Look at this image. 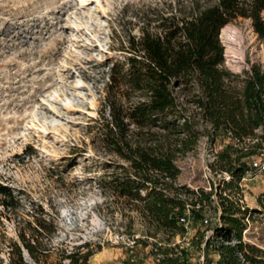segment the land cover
<instances>
[{"label":"rangeland","instance_id":"374dc122","mask_svg":"<svg viewBox=\"0 0 264 264\" xmlns=\"http://www.w3.org/2000/svg\"><path fill=\"white\" fill-rule=\"evenodd\" d=\"M216 1L0 0V183L20 197L16 210L0 205V264L10 261L19 228L31 235L27 222L36 226L33 215L54 227L50 240L46 233L40 237L55 247L51 263L68 248L90 251L88 264H219L216 245L221 239L213 238L211 245L206 240L222 225L217 195L221 190L249 209L243 240L264 250V207L258 202L264 193L261 129L253 140L240 141L227 130H220L213 140L211 126L194 116L186 103L187 115L199 120L193 128L200 136L192 150L177 154L181 173L176 184L184 186L180 197L190 204L205 197L202 190L214 194L212 202L196 206L203 205L202 218L188 206L180 216L187 219L182 231L159 229L143 202L120 197L110 188L113 173L129 165L104 142L101 127L103 117L110 119L113 64L131 55V37H139L142 29L158 30V15L180 14ZM224 29V65L237 75L233 84L240 88L246 71L251 73L253 66L264 70V38L249 18L240 17ZM140 98L131 94L122 103ZM130 129L141 139L155 134L173 140L186 137L159 127L148 132L131 124ZM223 150L234 152V168L246 167L245 176L231 190H224V181L233 175L222 173L218 162ZM204 217L209 223L202 221ZM229 242L235 243V237ZM23 254L34 263L25 248Z\"/></svg>","mask_w":264,"mask_h":264},{"label":"trees","instance_id":"16d2710c","mask_svg":"<svg viewBox=\"0 0 264 264\" xmlns=\"http://www.w3.org/2000/svg\"><path fill=\"white\" fill-rule=\"evenodd\" d=\"M190 8L180 14L158 15L157 31L142 29L139 37H131V55L111 68L107 100L110 119L103 117L101 122L104 142L129 163L120 166L121 173H113L110 188L120 197L143 202L150 220L173 234L184 230L179 217L188 206H192L197 219L202 218L203 205L199 209L196 206L204 200L212 202L214 194L202 190L205 197L190 204L180 197L184 186L176 184L181 173L177 154L192 150L199 140L200 134L193 125L200 119L209 124L213 140L220 130L230 131L240 141L253 140L258 129L264 137V70L253 66L251 73L246 71L243 86L234 85L237 75L224 65L220 40L221 30L240 17L251 19L256 33L264 38V0H217L207 7ZM115 87L113 94L111 89ZM131 94L141 98L124 105L122 98L130 99ZM186 103L193 108L194 116H199L198 121L187 115L190 107ZM131 124L148 128V132L151 127H159L186 137L173 140L155 134L141 139L130 133ZM233 155L229 150L218 154L220 171L233 175L224 181V190H231L246 173L245 165L233 167L238 160ZM217 195L222 225L216 228L215 237L206 240V245H211L213 238L221 239L216 245L218 263L264 264V250L243 240L249 209L231 193L221 190ZM19 198L12 187L0 183V205L5 209L16 210ZM258 202L264 207V193ZM33 216L36 226L33 221L27 222L33 230L31 235L28 237L25 228H19V240L11 243L10 261L6 264H30L23 248L33 259L31 264H88L90 251L68 252V248L63 249L65 254L59 261L51 263L49 256L55 247L40 237L46 233L50 240L54 227L45 218ZM232 236L235 243L229 242Z\"/></svg>","mask_w":264,"mask_h":264},{"label":"built area","instance_id":"2783aa9c","mask_svg":"<svg viewBox=\"0 0 264 264\" xmlns=\"http://www.w3.org/2000/svg\"><path fill=\"white\" fill-rule=\"evenodd\" d=\"M255 166L259 167V164L255 165ZM263 169H264V167H263ZM186 221H187L186 216L179 217V222L180 223H186ZM202 221L207 224V223H209V218L208 217H204L202 219Z\"/></svg>","mask_w":264,"mask_h":264},{"label":"bare ground","instance_id":"6f19581e","mask_svg":"<svg viewBox=\"0 0 264 264\" xmlns=\"http://www.w3.org/2000/svg\"><path fill=\"white\" fill-rule=\"evenodd\" d=\"M224 28H223V31H222V37H223L224 41L227 42L226 37H225L226 33H225V29Z\"/></svg>","mask_w":264,"mask_h":264}]
</instances>
